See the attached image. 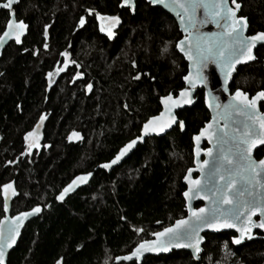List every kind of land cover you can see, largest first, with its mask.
Instances as JSON below:
<instances>
[{
	"label": "trees",
	"instance_id": "1",
	"mask_svg": "<svg viewBox=\"0 0 264 264\" xmlns=\"http://www.w3.org/2000/svg\"><path fill=\"white\" fill-rule=\"evenodd\" d=\"M239 2L249 31H264V0ZM120 3L21 0L15 6L28 32L0 59V186L16 181L19 195L13 213L38 204L43 212L26 225L7 264H133L116 263L115 258L186 215L183 177L193 163L192 137L210 119L204 90L198 91L193 107L178 112L185 132L177 126L164 136L148 138L109 173L98 168L160 112L162 96L184 87L188 71L175 47L182 38L175 18L146 0L137 1L134 13ZM96 13L120 17L111 39L107 20H98ZM9 18V11H0V35ZM65 51L70 61L66 67L60 55ZM256 56L239 67L232 91L264 90V46ZM60 67L65 70L56 74ZM137 74L140 78L134 79ZM42 114L47 118L44 141L29 152L24 137ZM73 132L80 139L69 140ZM263 155L264 148L257 150L258 158ZM92 171L87 186L57 202V194L77 174ZM137 228L142 231L137 233ZM231 235L205 234L202 263L264 264V238L236 247ZM194 263L190 252L179 250L146 257L142 264Z\"/></svg>",
	"mask_w": 264,
	"mask_h": 264
},
{
	"label": "snow or ice",
	"instance_id": "2",
	"mask_svg": "<svg viewBox=\"0 0 264 264\" xmlns=\"http://www.w3.org/2000/svg\"><path fill=\"white\" fill-rule=\"evenodd\" d=\"M13 3L15 0H7L0 4V7L10 10V18L6 22L3 34L0 35V44H3L6 38L14 39L15 43L20 44L21 37L28 27L23 20L16 21L12 18ZM148 3L163 5L164 8L174 12L179 19L180 27L185 35L175 47L191 62L190 69L195 68V71L190 70L183 76V80L191 89L196 88L198 83L207 85L208 78L203 70L209 64H214L219 69L227 84L235 66L256 59L253 49L258 42L264 43V32L245 35L248 27L247 18L237 15L241 8L237 0H148ZM121 6H127L134 11L133 0H121ZM200 9L203 10L202 17L197 15ZM96 18L110 21L112 27L120 22L117 16L102 17L96 13ZM84 22V17H81L80 24L83 25ZM206 24H214L222 31H201ZM100 30L105 31L103 25ZM44 35L47 38V26ZM107 35L111 39L112 31L108 30ZM47 47L45 43L44 48L47 49ZM60 55L64 57L66 67L70 62L69 53L65 51ZM71 63L76 64V61L73 60ZM76 66L79 67V65ZM64 70V67L57 68L56 74ZM48 75L51 77L53 73L49 72ZM76 76L80 77L82 73L78 72ZM139 78V74L134 77V79ZM92 87L91 83L87 84L88 90ZM258 101H264V91L257 92L249 99L246 92L237 89L227 103H215L214 106L209 103V108L213 112L212 119L198 135L192 138L197 145L195 149L197 169L201 176H206V179H192L193 169L191 168L184 176L188 184V190L183 193L185 200L188 201V216L177 219L174 224L164 227L162 231L153 232L154 240H141L129 255L117 257V260L133 261L135 264V260H139L146 252H167L173 247L191 249L193 257L198 258L202 250L201 243L204 240L200 232L204 229L214 232L235 229L239 236L232 238V244H240L246 238L252 239V230L255 228L264 229V158L257 160L253 156V149L257 145H264V113L259 111ZM192 102L190 89L181 90L175 98L171 93L161 97L160 103L164 106V110L157 116L150 117L143 124L141 136L130 140L109 162L100 167L108 169L117 164L137 144L138 140L143 139V136L164 132L173 123H178L183 129V122L176 120L173 109L181 105H190ZM44 119L45 116L42 114L39 120L42 122ZM220 121H223V124ZM39 127L38 123L37 128L24 137L29 152L33 148L40 147ZM73 138L80 139V134L73 132L68 139ZM202 139L213 143V148L203 150L208 158L200 160L199 143ZM91 175L92 173L89 172L75 177L55 199L63 200L77 186L78 181L81 184L86 183ZM0 187L5 197L3 211L6 213L8 197L16 195V191L11 182ZM196 196L208 200V207L193 208L191 200ZM40 211L41 208L36 206L29 212H20L17 216H13L11 222H8L7 216L0 219V264H5L6 251L16 243L24 220ZM255 216L259 219L254 220ZM135 231L139 233L142 229L137 228ZM224 247L227 248V244ZM57 264L60 262L58 261Z\"/></svg>",
	"mask_w": 264,
	"mask_h": 264
},
{
	"label": "water",
	"instance_id": "3",
	"mask_svg": "<svg viewBox=\"0 0 264 264\" xmlns=\"http://www.w3.org/2000/svg\"><path fill=\"white\" fill-rule=\"evenodd\" d=\"M20 1L21 0H15V3H13V5H12V8H11V13L13 14V16H12V18H14L16 21H20L18 18H17V15H16V10H15V6L16 5H18L19 3H20ZM137 1L138 0H133V6H134V11L132 10V9H130V8H128L127 6H121V3H120V7L121 8H127V9H129L132 13H134L135 12V10H136V5H137ZM147 2H148V0H146ZM5 2H7V0H5V1H3V2H0V4H2V3H5ZM237 2L238 3H240L239 2V0H237ZM241 4V3H240ZM152 6H156V7H161V8H163L166 12H168L170 15H172L174 18H175V20H176V22H177V25H178V28H179V30H180V32L182 33V38H180L179 40H181V39H183V37H184V35H185V33H184V31L181 29V27H180V22H179V19L176 17V15H175V13L174 12H172V11H170L169 9H167V8H164L163 7V5H159V4H157V5H153V4H151ZM233 7H234V5H232ZM241 6H242V4H241ZM241 9V8H240ZM240 9L238 10V12H237V15H240ZM1 10H7V11H9V13H10V10L9 9H4V8H2V7H0V11ZM197 15L198 16H200V17H202L203 16V10L202 9H200V10H198L197 11ZM117 16V15H116ZM117 17H119V16H117ZM247 18V17H246ZM119 21H120V17H119ZM24 22V21H23ZM25 23V22H24ZM247 23H248V27H247V29L245 30V35H252V34H254V33H249V20H248V18H247ZM26 24V23H25ZM118 24H116L115 26H117ZM28 26V25H27ZM105 26L106 27H112L111 26V22L110 21H107L106 23H105ZM114 26V27H115ZM201 31H203V32H218V31H222V29H219V28H217L216 27V25H214V24H206V25H204L203 26V28L201 29ZM27 32H28V27H27V29H26V31H25V34L21 37V43H22V40H23V38L26 36V34H27ZM258 32H264V31H258ZM256 33V32H255ZM3 34V33H2ZM1 34V35H2ZM178 40V41H179ZM177 41V42H178ZM13 42H15L14 41V39H5V41H4V43L3 44H0V59H1V57H2V55H3V52H4V50L11 44V43H13ZM20 43V44H21ZM20 44H18V45H20ZM264 45V43H260V42H258L257 43V45H256V47L253 49V55L256 57V51H257V49L260 47V46H263ZM177 49V48H176ZM177 51L184 57V59H185V61L187 62V65H188V71H187V73H186V75L188 74V72L191 70V71H195V68H191L190 69V61L185 57V55H184V53L183 52H181L179 49H177ZM256 59H257V57H256ZM256 59H254V60H252V61H248V62H246V63H239V64H237L236 66H235V69H234V71L232 72V75H231V77H230V79L228 80V83L227 84H225V82H224V78H223V76H221V74H220V71H219V69H217L216 68V66L214 65V64H209L208 65V67L207 68H205L203 71H204V74L207 76V78H208V80H207V85L205 86L204 84H200V83H198L197 84V87L196 88H194V89H191L190 88V86L183 80V82H184V87L182 88V89H180L179 91H178V93H176V94H174L173 92H170L171 94H172V96L175 98V97H177L178 96V94H179V92L181 91V90H183V89H190V91H191V93H192V100H193V102H192V104H190V105H181V106H179V107H176V108H174L173 109V114L175 115V117H176V120L179 122V121H182L183 122V125H184V127H183V129H181L180 127H179V124L178 123H173V125L170 127V128H166L165 129V131L164 132H161V133H152V134H149V135H146V136H143V139L142 140H138L137 141V144L117 163V164H115V165H112L111 166V168H108V169H104V168H102V167H100V165H102V164H104V163H107V162H109V161H107V162H103V163H101V164H99L98 165V168H100V169H102V170H105L106 172H111L114 168H116V167H118V166H120L125 160H127L129 157H130V155L136 150V148L139 146V145H142V144H144L145 143V141L148 139V138H150V137H160V136H164V135H166L167 133H169V132H171L175 127H179L180 128V131L181 132H185V122L183 121V120H181L179 117H178V112L179 111H181V110H183V109H185V108H190V107H193L196 103H197V93H198V91L199 90H204V103H205V106H206V108L208 109V111L210 112V120L212 119V115H213V112H212V110L209 108V103H211V104H213V106L215 105V103H220V104H225V103H227L228 102V100H229V98H230V96H232L234 93H235V91H232V89H231V84H232V81H233V78H234V75H235V73L237 72V70H238V68L240 67V66H242V65H247V64H250V63H252V62H254V61H256ZM227 89V90H226ZM241 91H243V92H245L243 89H240ZM260 91H264V90H260ZM259 92V91H258ZM247 94H248V97H249V99L253 96V95H251L249 92H246ZM257 93V92H256ZM255 93V94H256ZM254 94V95H255ZM168 95V94H167ZM167 95H165V96H167ZM165 96H162V97H165ZM206 96H207V103H206ZM215 97V99H213ZM262 102H264V101H258V109H259V111L260 112H262V113H264V110H262V107H261V104H262ZM161 104V103H160ZM164 110V106L161 104V110H160V112L161 111H163ZM159 112V113H160ZM158 113V114H159ZM157 114V115H158ZM157 115H154V116H157ZM151 117H153V116H151ZM148 120V119H147ZM146 120V121H147ZM209 120V121H210ZM46 121H47V118L45 117V119L41 122L39 119L37 120V122L34 124V126L32 127V129L30 130V131H32L34 128H37V125H38V123L40 124V127L38 128V135H39V137H40V139H39V144H41V143H43V141H44V130H45V125H46ZM145 121V122H146ZM208 121V122H209ZM144 122V123H145ZM208 122H206L204 125H203V127L208 123ZM143 123V124H144ZM220 123L221 124H223V121H220ZM143 124H142V127H143ZM142 127H141V129H142ZM202 127V128H203ZM201 128V129H202ZM200 129V130H201ZM200 130L198 131V133H196V134H194L193 136H195V135H198L199 134V132H200ZM29 131V132H30ZM142 135V133H141V130H140V134L138 135V136H136V137H139V136H141ZM136 137H134V138H132V139H135ZM193 138V137H192ZM31 139V138H30ZM131 139V140H132ZM193 140V139H192ZM130 141V140H129ZM128 141V142H129ZM24 142H25V140H24ZM128 142H126L125 144H127ZM205 143H207L208 144V148H213V143H209V141L207 140V139H202L201 141H200V143H199V148H200V150H201V154H200V157H199V159L200 160H203V157H204V159H207L208 157H206L205 155H204V151L203 150H205L203 147H204V144ZM124 144V145H125ZM123 145V146H124ZM25 146H26V148H27V144H26V142H25ZM122 146V147H123ZM264 145H257L256 146V148H254L253 149V156H254V158L255 159H257L256 157H255V151L258 149V148H260V147H263ZM196 147H197V145H196V143L193 141V164H192V166H190L189 168H191V169H193V172H192V174H191V176H192V179H206V176H201V173H200V171L197 169V164H196V156H195V149H196ZM207 148V149H208ZM119 151V150H118ZM117 154V153H116ZM115 154V155H116ZM114 155V156H115ZM264 158V157H263ZM258 160V159H257ZM16 163V162H15ZM188 168V169H189ZM87 173H89V172H83V173H79V174H77L75 177H77V176H83V175H86ZM92 173V175L90 176V177H88V179H87V182L86 183H80L79 181L77 182V186H75L74 188H73V190H71L69 193H68V195H66L65 196V198L63 199V200H60V201H58L57 200V202H59V203H63L64 201H66L67 199H68V197H70L71 195H73V194H75L78 190H80L81 188H83V187H85V186H87L90 182H91V180H92V178H93V175H94V172L92 171L91 172ZM188 174V172L186 171V173H185V175H187ZM184 175V176H185ZM74 177V178H75ZM73 178V179H74ZM72 179V180H73ZM71 180V181H72ZM70 181V182H71ZM12 183L13 184V187H14V189H15V191H16V195H9V197H8V212H4V216H3V218L2 219H4V217L5 216H7L8 217V222H11V218L13 217V216H17L20 212H29V211H31V209L33 208V207H36V206H39L40 208H41V211L39 212V213H36V214H34V215H32V216H29L27 219H25L24 220V222H23V224H22V226L20 227V234L17 236V238H16V243L13 245V247L12 248H10V249H7V251H6V255H5V264H7L8 263V258H9V255H10V253L17 247V244H18V242H19V240H20V238H21V236H22V233H23V230L25 229V227H26V225L30 222V221H32L33 219H35V218H37V217H39L41 214H42V212H43V206L41 205V204H38V205H35V206H33L32 208H30V209H27V210H22V211H19V212H17V213H13V203H14V201L16 200V198L18 197V195H19V191H18V189H17V185H16V181L14 180V179H11V180H9V181H6L5 183H3V185L4 184H7V183ZM69 182V183H70ZM68 183V184H69ZM183 183H184V185L186 186V189H185V191H187L188 190V184H187V182L184 180V177H183ZM67 184V185H68ZM66 186V185H65ZM184 191V192H185ZM183 192V193H184ZM59 194V193H58ZM57 194V195H58ZM201 195H203V194H201ZM1 196H2V200H3V207H4V200H5V197H4V193H3V189H2V187H1ZM183 198H184V201H185V211H186V215L184 216L185 218L188 216V201H186L185 200V197L183 196ZM199 203H201L200 205H198ZM208 205H209V201L208 200H206V199H201V197L200 196H196V197H194L192 200H191V206L193 207V208H201V207H208ZM253 219L254 220H258L259 218H258V216H255V217H253ZM175 223V222H174ZM173 223V224H174ZM172 225V224H171ZM171 225H169V226H171ZM169 226H166V227H169ZM163 229V228H162ZM162 229H160V230H158V231H162ZM7 230V223L5 224V231ZM256 231H260V232H263L264 233V229H260V228H255V229H253L252 230V239H244L240 244H233L234 246H236V247H238V246H241V245H243V244H245L246 242H248V241H252V240H256V239H258V238H260L261 236H259V235H257L256 234ZM157 232V231H156ZM221 232H234L235 233V235L234 236H239V233H237L236 231H235V229H225V230H221V231H219V232H214V231H211V230H208V229H204L203 231H201L200 232V235L201 236H203L204 237V240H203V242L201 243V252L198 254V258H194L193 257V259H194V264H203L202 263V254H203V250H204V244H205V241H206V237H205V234H207V233H211V234H217V233H221ZM233 236V237H234ZM232 237V238H233ZM155 239V237L152 235L149 239H146V240H154ZM135 248V246L132 248V250ZM131 250V251H132ZM179 250H183V251H187V252H190L191 254H192V250L191 249H187V248H175V247H173V248H170L169 249V251H167V252H146V253H144L143 255H141V257L139 258V260H135V258H134V260H135V262L137 263V264H142L143 263V261L145 260V258L146 257H149V256H160V255H168V254H170V253H172L173 251H179ZM131 251H129V252H127V253H125V254H122V255H118L117 257H123V256H125V255H129L130 254V252ZM193 256V255H192ZM116 257V258H117ZM115 258V262L116 263H121V262H125V263H130V262H133V261H123V260H117Z\"/></svg>",
	"mask_w": 264,
	"mask_h": 264
},
{
	"label": "flooded vegetation",
	"instance_id": "4",
	"mask_svg": "<svg viewBox=\"0 0 264 264\" xmlns=\"http://www.w3.org/2000/svg\"><path fill=\"white\" fill-rule=\"evenodd\" d=\"M242 7V6H241ZM107 29H109V30H112L114 27H106ZM258 32V31H257ZM249 33H251L250 31H249ZM255 33V32H254ZM264 46V45H263ZM261 47V46H260ZM257 52V51H256ZM257 57V56H256ZM263 62H264V60H263ZM241 67V66H240ZM239 69V68H238ZM184 83V82H183ZM232 85V84H231ZM238 89H242V88H238ZM237 90V89H236ZM244 90V89H243ZM263 90V89H262ZM245 91V90H244ZM258 91H260V90H258ZM257 91V92H258ZM245 92H247V91H245ZM256 93V92H255ZM255 93H253V94H251V95H254ZM264 102H262V104H263ZM262 104H261V107H262V110H264L263 109V106H262ZM210 120V119H209ZM208 120V121H209ZM207 121V122H208ZM193 141V140H192ZM209 146H208V144L207 143H205L204 144V149H207ZM260 148H264V146L263 147H260ZM260 148H258L257 150H259ZM257 150L255 151V157L259 160V159H261V158H263L264 157V155L262 156V157H260V158H258L257 156H256V152H257ZM203 159H204V157H203ZM193 164V163H192ZM201 203H199L198 205H200ZM230 233H232V235H231V240H232V237L235 235V233L234 232H230ZM256 234L257 235H259V236H261L262 238H264V233L263 232H260V231H256ZM248 242H250V241H248Z\"/></svg>",
	"mask_w": 264,
	"mask_h": 264
}]
</instances>
